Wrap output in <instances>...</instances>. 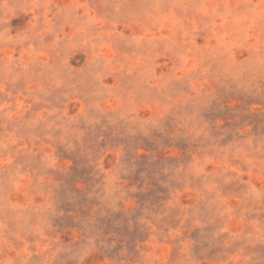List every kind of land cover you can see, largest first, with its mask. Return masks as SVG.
Instances as JSON below:
<instances>
[{
    "label": "rangeland",
    "instance_id": "rangeland-1",
    "mask_svg": "<svg viewBox=\"0 0 264 264\" xmlns=\"http://www.w3.org/2000/svg\"><path fill=\"white\" fill-rule=\"evenodd\" d=\"M0 264H264V0H0Z\"/></svg>",
    "mask_w": 264,
    "mask_h": 264
}]
</instances>
